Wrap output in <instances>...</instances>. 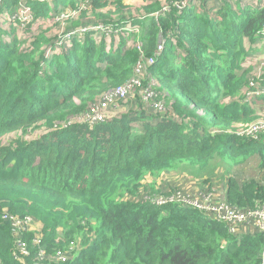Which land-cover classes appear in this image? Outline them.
Segmentation results:
<instances>
[{
    "label": "trees",
    "instance_id": "trees-1",
    "mask_svg": "<svg viewBox=\"0 0 264 264\" xmlns=\"http://www.w3.org/2000/svg\"><path fill=\"white\" fill-rule=\"evenodd\" d=\"M19 1L3 0L0 16L4 3ZM148 1L82 0L54 18L47 1L30 0L35 19L50 17L49 25L24 32L0 20V264H261L264 234L235 235L180 201L158 204L167 192L155 183L170 171L203 169L214 191L219 165L227 201L264 202V133L241 132L264 119V92L241 102L251 82L264 83V54L250 55L261 41L264 2L223 0L216 8L201 0L161 12L163 2ZM92 21H131L143 32L119 33L123 46L112 52L114 35L58 50L59 30ZM160 35L165 49L149 67ZM138 83L151 98L142 106L154 100L172 116L140 110L87 122L98 97ZM139 120L135 131L130 124ZM38 121L49 130H35ZM253 156L261 176L239 178L233 168ZM29 216L33 227L17 230L13 219ZM21 239L28 253L19 261Z\"/></svg>",
    "mask_w": 264,
    "mask_h": 264
},
{
    "label": "built area",
    "instance_id": "built-area-1",
    "mask_svg": "<svg viewBox=\"0 0 264 264\" xmlns=\"http://www.w3.org/2000/svg\"><path fill=\"white\" fill-rule=\"evenodd\" d=\"M30 0H20L18 7L16 8L12 2L4 3L5 9L2 10L0 20L3 22L8 21L9 23L13 22L16 28H21L24 32H32L35 29H40L44 27V25H49L51 23L50 17H42L35 19L36 15L31 10V6L29 5ZM41 2L47 1L49 4L55 0H39ZM82 0H80L81 2ZM197 0H164V7L161 12H168L172 8H176L179 12H182L184 9L190 7ZM213 0H210V3ZM78 2V3H80ZM216 8L220 7L223 3V0H215ZM3 5V0H0V8ZM69 6H78L72 5L70 3L65 4L62 8L56 9L55 13L52 15L54 18H57L59 15H63L65 9H69ZM50 12V11H49ZM160 11L154 13V15L158 18ZM50 15V14H49ZM20 20V21H18ZM4 24V23H3ZM141 30L139 25L132 23L131 21H121V25L119 28H115L112 24L99 21V22H89L78 27L74 28H63L57 32V39L55 42L58 43V50L62 47H67L74 43V40L84 41L87 35H90L91 38L98 44L103 43V41L112 38L114 35L115 39L113 40L112 45H107L109 51L113 48L116 50L120 44L119 33L128 32L135 33ZM262 39H264V29L262 31ZM11 39V38H10ZM129 43L126 42V47L128 48ZM165 49V39L161 35L160 42L157 44V50L154 54V58H150L147 60L148 66L150 67L155 63L157 56ZM53 55V54H48ZM251 87L248 91L244 93V97L241 100L243 103L253 104V101L257 99L259 95L264 92V83L258 84V82H251ZM130 88L118 89L114 91H109L104 95L98 102H96L92 107L91 117L88 119V123L92 125L100 122L110 121L112 119L105 120V115L103 110H106L109 105H113L118 108V98L122 96H126L128 98L127 91L129 89H133L131 84ZM64 125V124H63ZM246 134H257L264 133V119L253 122L245 126L244 130L241 131ZM221 196V197H219ZM170 200L169 197L165 198L163 203H160L158 200V204L167 203ZM174 199L170 200L173 201ZM176 201L182 202V206H193L201 211H205L206 214L214 220L224 223L229 231L235 235H243V234H264V202L260 204L256 208H240L237 205H234L227 201L225 197L215 193L214 191H207V193L203 194L199 199H190L183 198L176 199ZM37 221L33 217H27L24 220L15 218L13 219V225L17 230L27 229L33 227V225ZM40 236L37 237L36 241L40 240ZM20 251L15 253L14 258L16 260L22 261L23 255L28 253V247L26 241L20 240L19 246ZM41 258L44 256L43 253L40 254ZM36 264V263H35ZM261 264H264V246L261 254Z\"/></svg>",
    "mask_w": 264,
    "mask_h": 264
},
{
    "label": "rangeland",
    "instance_id": "rangeland-1",
    "mask_svg": "<svg viewBox=\"0 0 264 264\" xmlns=\"http://www.w3.org/2000/svg\"><path fill=\"white\" fill-rule=\"evenodd\" d=\"M128 1H131L132 3H135L137 1L142 2L143 4L149 3L148 0H146V1L145 0H128ZM253 1H254V3H253L254 5H258L257 4L258 1L261 2L262 0H253ZM39 2H41V1H39ZM160 2H164V0H160ZM65 3H67V0H55V1L50 3L49 11L54 12L56 9L62 8L65 5ZM215 4L216 3L214 2L213 5H215ZM29 5L32 6L30 4V1H29ZM73 5H79V3L74 2ZM32 11L36 15V10L33 9ZM112 11L114 13H118L119 12L118 6L114 5ZM115 16H117V14H115ZM142 32H143V30L141 29L140 31L135 32V33H142ZM54 33H55L54 31L51 32V34H54ZM22 36L23 35L19 34L20 38ZM5 37L7 38L8 36H5ZM160 39H161V35L159 36L158 42H160ZM79 41H81V39ZM246 41H247V39H246ZM81 42L83 44V43H86L88 41H86V42L81 41ZM43 43L44 42H42V44ZM246 43H248V42H246ZM85 45H88V43ZM262 46H264V39L262 41H260V43L256 46L257 50H260V48ZM112 50H113V48L108 52H112ZM262 63L264 64V62H262ZM149 76L152 79V80H150L151 85H153L155 87V84L159 83L157 78L154 76H151V75H149ZM138 86H139V83H138ZM128 88H130V87H128ZM143 88H144V84H142L141 87L139 86V89L137 87L134 89H129L127 91L128 98L125 99L126 96H122V97L118 98V101H117L118 108L114 107L111 104V105H109V107L106 110H103V113L106 117L104 121H106L108 119H120L127 113H131V112L137 113V112H140V110H145V111L150 110L152 115H155V116H162V117L169 116V117H171L172 115L169 114V109L166 107L163 108V105H160L159 103H153L154 100H152L149 103L148 107H144V106H142V104H140V102L142 100H143V103H145L146 101H148V99H151V98L147 97L146 88H144V89ZM140 89H141V91H139L138 94L141 93L143 98L140 97L138 94H135V92H137ZM103 96L98 97L96 102H98ZM260 97H261V95H259L257 97V99H259ZM255 104L256 105L259 104V106L263 105V104L259 103V101H258V103H255ZM146 114L149 115L150 113L148 112ZM142 124H143L142 121L139 120V121L131 122L130 125L133 127V129H135V131H137V129H140V127L142 128ZM35 127H36L35 130L39 129V130H42V132H47L49 130L48 128L43 126V121L36 122ZM38 127H40V128H38ZM55 129L56 128H54L53 130H55ZM35 132L27 133V135L26 136L23 135V137H21V139H23V140L24 139L25 140L31 139L32 136L35 134ZM16 140H19V137H17V136L14 137L13 141L15 143H16ZM259 162H260L259 156H253V157H250L249 159H247L242 164L235 165L233 170L237 174V176L239 178H242V179H246V178H250V177L259 178L261 176V174H260L261 172H259ZM218 166L215 168L214 177L212 180L215 181L214 185H216L215 186L216 188L214 189L215 193L222 195L224 193L221 190L224 179L221 176L222 172L217 171ZM193 170H194V168H193ZM195 171H198V170L195 169ZM199 171H201V172H197V176H193L192 173H189L187 171H185L184 173H181L177 170L170 171V172L166 173L163 176L164 179L162 181H160V179H159V181H156V183H155V185H157V186L162 185V187L164 188V191L167 192V193H165L167 195L158 197V201L160 203H163L165 198L168 197V194H170V196H169L170 200L174 199L173 202H175L176 199H182V197L190 199L191 201H193V199L195 200V199L201 198L203 194L207 193V191H210V190L208 187L205 186L207 184V182H206L207 178L206 177L208 175L206 173L205 174L203 173V172H205L203 169L199 170ZM207 171L211 172V168H208ZM201 176L203 178H200ZM2 185L3 184H0V186H2ZM152 188L154 190L155 187H152ZM172 188L173 189L176 188L178 190L177 191L171 190ZM0 190H3V189H0ZM144 190L146 191L145 188H144ZM219 197H221V196H219Z\"/></svg>",
    "mask_w": 264,
    "mask_h": 264
},
{
    "label": "crops",
    "instance_id": "crops-1",
    "mask_svg": "<svg viewBox=\"0 0 264 264\" xmlns=\"http://www.w3.org/2000/svg\"><path fill=\"white\" fill-rule=\"evenodd\" d=\"M214 1L215 0H213L211 3H210V5H213V3H214ZM262 2H264V0H262L261 2H259L258 1V3L257 4H261ZM216 3V2H215ZM254 3V1L253 0H243L242 1V5H243V7H245V6H247V5H254L253 4ZM195 4L196 5H201V0H197L196 2H195ZM216 5V4H215ZM260 6V5H259ZM263 39H262V34H261V41H262ZM249 40L247 39V41L246 42H248ZM259 44V43H258ZM255 49H256V51H253L250 55H257V56H260L261 54H264V46H262L261 48H260V50H257V47H255ZM249 55V56H250Z\"/></svg>",
    "mask_w": 264,
    "mask_h": 264
},
{
    "label": "clouds",
    "instance_id": "clouds-1",
    "mask_svg": "<svg viewBox=\"0 0 264 264\" xmlns=\"http://www.w3.org/2000/svg\"><path fill=\"white\" fill-rule=\"evenodd\" d=\"M67 3H68V1H67ZM67 3H65V4H67ZM187 9V8H186ZM185 10V9H184ZM183 10V11H184ZM107 23H110V24H112L115 28H119L120 27V22H107ZM136 25H139V24H136ZM140 27H141V29H143V27L141 26V25H139ZM88 37H91L90 35H87L86 36V38H85V40L83 41V42H86L87 41V39H88ZM77 40V39H76ZM93 40V39H92ZM74 42H75V40H74ZM93 42H95L94 40H93ZM97 45H99L98 43H96ZM100 44H104V43H100ZM125 45V49L127 48L126 47V43L124 44ZM121 46H123L122 45V40H121V42H120V44H119V46L117 47V49L118 48H120ZM116 49V50H117ZM116 50H114V51H116ZM113 51V50H112ZM153 65V64H152ZM112 120H115V119H112ZM112 120H110V121H112ZM107 122V121H106Z\"/></svg>",
    "mask_w": 264,
    "mask_h": 264
}]
</instances>
